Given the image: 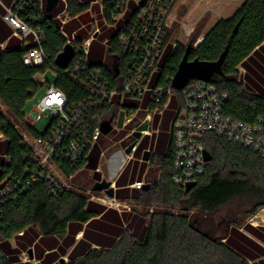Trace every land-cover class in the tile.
Masks as SVG:
<instances>
[{"label":"trees","instance_id":"16d2710c","mask_svg":"<svg viewBox=\"0 0 264 264\" xmlns=\"http://www.w3.org/2000/svg\"><path fill=\"white\" fill-rule=\"evenodd\" d=\"M32 3L37 4L36 1ZM103 6L104 19L113 23V10L107 0L103 1ZM90 9V3L68 0L67 8L62 6L61 10L52 14L46 13L43 8L42 20L36 25L30 23L32 27L40 28L45 37L42 48L48 60L42 66L27 67L23 64L22 57L31 45L24 47L16 38H10L5 51L0 50V101L6 107V113L0 111V191L8 181H12L14 187L17 180L23 184L27 182V170L33 166L32 155L16 130L14 121L21 123L32 136H39L26 123L24 112L26 105L43 86L36 77L44 75L55 65L56 57L67 45L63 30H71L72 22L83 18ZM40 10L30 5L21 16L27 20L28 16L36 15ZM64 10L73 18L65 24L58 18ZM120 27L119 23L117 34L108 40L107 52L115 62L112 70L90 62L96 55L95 41L84 62L91 68L101 69L111 81L116 80L117 73H123L125 69L123 49L118 42ZM11 34L12 31L0 19V44ZM170 35L158 64L159 71L154 76V85L170 87L185 57L188 62L219 64V70L207 81L229 94L226 115L246 123H253L264 115V0H245L230 18L219 20L198 45L174 48L169 43ZM77 39V44L83 41L79 37ZM78 47L75 48L78 50ZM82 58L79 51L69 69ZM239 68H243L245 74H241ZM56 72L55 87L65 93L69 106L87 97L81 85L62 71ZM179 95L176 92V96ZM165 101L161 105H165ZM112 112L115 113L116 109L113 108ZM125 135L126 131H123L121 137ZM101 142L104 139H101L99 146L87 152L83 163L74 169L66 164L68 175H74L76 180L77 174L88 165L97 170L102 154ZM205 142L212 159L206 165L205 175L189 193L171 183L174 150L164 161L152 159L153 163H161V178L149 191H142L141 198L147 207L165 208L166 211H154L150 220L144 214L145 218L142 219L132 213L120 216L117 211H106L105 207L90 201V197L78 189L61 190L57 196H53L52 187L46 182L34 184L23 193L17 192L16 198H3L0 201V264H24L20 260L22 251L34 244L36 259L40 264H58V260L75 245L76 237L81 232L82 239L69 255L72 264L91 262L97 258L108 259L112 264H248L228 236V228L239 227L240 222L215 225L210 217L238 197L240 183H243H218L217 173L222 168L233 170L237 167L249 177L251 195L245 200L253 207L251 215L264 208V160L252 150L213 135L206 136ZM180 207L182 213L172 212ZM193 211L195 213H189ZM123 223L127 229L123 226L112 227ZM13 239H16V247L12 245ZM93 245L98 248H92ZM46 247L51 248V252L45 255Z\"/></svg>","mask_w":264,"mask_h":264},{"label":"built area","instance_id":"2783aa9c","mask_svg":"<svg viewBox=\"0 0 264 264\" xmlns=\"http://www.w3.org/2000/svg\"><path fill=\"white\" fill-rule=\"evenodd\" d=\"M31 1H36L37 4H31ZM176 1L107 0L113 10V23L121 24L118 42L123 49L125 64L124 72L117 73L114 81L108 79L101 69L91 68L84 63L90 54L93 41L100 34L98 27L92 28L89 37L80 44H77V33L72 38L64 34L67 44L75 49V56L80 51L83 58L76 61L72 69H69L70 65L67 69H60L56 64L51 69L55 77L56 71L60 70L76 81L86 91L87 97L82 102L69 106L65 93L54 84L49 85L46 93L33 102L31 114L25 113L26 123L34 129L36 123L48 118L50 124L43 131H37L38 137L32 136L25 129L22 134L23 142L31 152L33 166L27 170L26 184L17 180L14 187L12 181L7 182L0 191V201L5 197L16 198L18 193L28 191L32 185L41 182L51 185L53 196H57L61 190L78 189L70 184L75 176L68 175L66 164L74 169L83 163L87 152L99 146L101 139H107L111 134L117 137L121 131H126L121 143L132 137L134 130L129 132L127 125L141 108V105L136 104L137 101L143 102L148 97L144 125L151 122L154 114L161 112L160 108H153L152 105H161L164 100L166 104L169 103L176 96V92L180 93V103L172 124L174 164L171 183L175 187L185 190L189 183L197 182L205 175V138L208 135L252 150L264 160V115L259 116L253 123L238 121L226 115L229 94L205 80H194L181 91H176L172 85L167 88L153 84L173 25L169 19ZM2 4L0 0V5ZM30 5L41 10L24 20L21 15ZM104 8L102 4L100 12L103 15ZM42 9V0H16L10 7H5V14L2 16L3 21L12 29L11 38L21 41L24 47L31 45L22 57V62L27 67H39L48 60L42 48L45 40L43 32L30 25H36L42 20ZM58 18L63 24L67 22L62 14ZM106 21L108 22L107 19ZM96 22L95 20L94 24ZM77 45L78 50L75 48ZM0 47L4 50L6 46ZM36 79L43 86L48 84L47 79L38 76ZM113 108L116 109L115 113H111ZM119 112L123 120L121 128L115 123L119 122ZM103 124L111 126L107 135L103 134ZM141 134L147 135L149 131H142ZM137 144L132 152L136 151ZM144 186L143 182L134 185L139 190ZM93 200L110 208L122 205L115 198L108 197L105 192L102 197ZM25 256H29V253H21L20 258L23 260Z\"/></svg>","mask_w":264,"mask_h":264},{"label":"rangeland","instance_id":"374dc122","mask_svg":"<svg viewBox=\"0 0 264 264\" xmlns=\"http://www.w3.org/2000/svg\"><path fill=\"white\" fill-rule=\"evenodd\" d=\"M242 1L245 0H177L173 7H172V13L171 17L169 19L170 22H173L171 31H170V40L169 43H172L173 47H177L179 45H182L184 48L187 46H190L191 44L197 45L204 39L205 35L208 33V31L221 19L228 18L230 15H233V10L241 4ZM101 4V1L100 3ZM62 3L56 8V10H61ZM100 9L98 7L93 8L91 7V10L88 11V14L86 13L83 18L76 19L74 22H72V29L71 30H63L64 33L69 37L72 38L75 33L78 34L79 39H87L89 37V31L92 30V28H102L103 26H106L108 28V40H110V37L113 36V31L110 30L114 25L111 23H107L106 20H104L103 14L99 12ZM62 18L65 21H70L73 18H71V15L68 13H65L62 15ZM97 21L94 24V21ZM105 24V25H104ZM102 38L96 39L94 43V50L96 54H102L104 56H107L106 49L104 50L105 46L102 47ZM101 46V47H100ZM94 52V53H95ZM241 74H245V70L243 68L238 69ZM38 78H44L48 80V84L45 86H42L39 90V92L36 94L35 98L26 105L24 112L26 114H31L32 112V104L35 100L41 98L47 90V87L49 85H54L56 83V77L54 71L49 68L48 71L45 72L44 75H38ZM264 79V77H263ZM252 91H254L252 88H250ZM251 93V92H250ZM254 93V92H252ZM180 100V96H178ZM0 111L3 113H6V107L4 104L0 101ZM137 115L133 117V120L130 124L127 125V128L130 131L134 130V133L137 132V128L139 125L143 124V121L145 120L147 116V112L144 110H137ZM117 120L119 122H115L119 128L122 127V117L121 112L117 115ZM50 124V119L43 118L42 121L38 122L34 126V130L36 131H43L45 128H47ZM14 125L16 130L22 135L25 132V128L21 125L19 122L14 121ZM149 126L146 125L143 128H148ZM116 134V132L114 131ZM118 133V132H117ZM133 133V135H134ZM112 134L107 138L104 139V142H101L100 148L102 149V153L106 155L104 159L102 157L100 158L101 161L99 162V168L102 165V161L104 164H106V159L111 156V153L115 150H123V145L120 142L122 131L119 133L117 137L112 136ZM120 139V140H119ZM112 162L116 163L113 167V177L117 176L119 173L118 165L121 162V158H116L113 155ZM210 163V162H208ZM104 165L103 168L101 167V171L94 170L90 166H86L85 169L80 171V173L77 174V179L73 180L71 185L77 187L78 190L80 187H83L86 191L83 192L85 195L90 197V200L92 201L93 198L98 199L102 197L103 193H93L92 187L96 182L102 181L103 174H104ZM217 181L218 183H238L243 182L241 184V190L237 194L238 197H235L233 201H231L228 205L221 207L215 215H212L210 219L214 222L215 225H217L220 222H223L224 225H226L227 222L232 223H238L240 222L241 225L252 223L255 226L264 227V208L260 209L255 215H251L250 212L252 211V208L248 202L245 200V198L249 197L251 195L250 188L252 187V184L249 179V177L245 174L244 171L240 170L239 168H234L233 170L227 169H221L217 173ZM101 180H98V179ZM107 179V178H104ZM213 179L208 181V185L212 182ZM80 191V190H79ZM81 192V191H80ZM95 201V200H93ZM128 204V205H127ZM127 204H122L121 206L116 207V209H119L120 211H129L130 209H137L139 212L143 213L144 215L148 216V219L150 220L151 217L154 214V211L162 210L166 211L165 208H157V207H147L145 203H133L128 202ZM128 207V208H126ZM169 211V210H168ZM171 211V210H170ZM175 214H180L183 212L180 208H175L172 210ZM190 214L195 213L189 212ZM196 215V214H195ZM259 215L261 216L259 218ZM258 216V218H256ZM209 219V218H208ZM13 247L17 246L16 239L12 240ZM29 257V258H28ZM64 263L63 264H72V262L69 260L68 257L63 258ZM22 263L26 264H38V262H34L30 259L29 256H25L22 260ZM60 264V263H58ZM78 264H112L109 262L108 259H92L91 262H80Z\"/></svg>","mask_w":264,"mask_h":264},{"label":"crops","instance_id":"0c3cea01","mask_svg":"<svg viewBox=\"0 0 264 264\" xmlns=\"http://www.w3.org/2000/svg\"><path fill=\"white\" fill-rule=\"evenodd\" d=\"M14 1L16 0H2L3 4L0 5V19L2 21H3L2 16L5 14V7H10ZM42 1H43V8L46 11V0H42ZM67 1L68 0H60L59 5L62 3V6L65 9L67 8ZM76 1H78L80 4L90 3V8L98 7V9H100L102 7L104 0H76ZM100 1L101 4H99ZM243 2L244 1H242L241 4L233 10L234 11L233 14L242 5ZM55 11L57 10L55 9L54 12ZM65 13L66 12L64 10V12H62V15H64ZM231 16L232 15H230L228 18H230ZM111 24H113L114 26L110 30H112L114 33L113 36L110 37V39L117 34V30L119 27L118 23L117 24L111 23ZM5 25L12 31V29L6 23ZM99 29H100V34H98L97 38L98 39L102 38L101 39L102 47L105 46L104 50L106 49L108 51L107 49L109 43L107 38L109 32L108 28L106 26H103L102 28ZM11 37H9L3 44H0V46L1 45L6 46ZM96 39L94 41H96ZM0 50L5 51V49L2 50L1 47ZM107 51H106L107 56H104L102 52L100 54L95 53L96 55L94 56V60L90 59V62L95 64L105 65L112 70L115 64L114 58L113 56L109 55ZM173 98H174V102L171 100L169 103L165 105H155V104L152 105L153 108L155 107L160 108L161 112L154 114L152 116V120L150 123L138 126L139 128L137 132L141 133L142 131H149V134L144 136L141 135V138L137 142L138 144L135 152H132L130 155L126 156L124 154L125 151L124 147L122 151L117 149L111 153V156H109L108 159H106V164H104V162L102 161V165L100 166V168L98 167L97 169L98 172L101 171V167L103 168L104 165L105 169L102 180H104V178H107L106 179L107 181L112 182L111 187H113L115 190L114 198L117 201H119L121 204H127L128 202H133V203L139 202L140 204L143 203V200L141 198V192L149 191L153 185L159 182L161 178V174H162L161 163L160 162L153 163L152 159L156 158V161H164L167 159L169 152L171 150L173 151L172 124L177 115L179 109V103H180L178 96H175ZM148 103H149L148 97H145L143 102H138V101L136 102L137 105H141L140 110H144V111H146L149 105ZM146 125H148L149 127L143 128ZM143 146L144 148L142 149V151H140V148ZM146 151L150 153L149 159L147 161L143 159V156ZM113 155L116 158V160L119 157L121 158V162L118 165L119 173L115 177H113V169H114L113 166L116 163L112 162ZM101 157L102 159H104L106 155L102 153ZM138 182H143L145 184L142 190H139L136 187H134V185ZM147 185L150 186L149 189H146ZM96 203L101 207H105L107 209L106 211H117L120 216L123 215V213H132L133 215L139 216V218L142 219L145 218L142 215L143 213L139 212L137 209H130L129 211L127 210L120 211L119 209L116 208L107 207L102 203H98V202ZM259 217L261 216L259 215ZM97 219H100V217H98ZM121 226H123L124 229L128 228L125 223L119 225L118 224L112 225L113 228L115 227L122 228ZM111 236L113 237V235H109V237ZM228 236H230L233 239L234 244L236 245L237 248L240 249L242 256L247 260L248 264H264V227L255 226L252 223L250 224L247 223L239 227L230 226L228 228ZM244 236L247 237V239L244 238ZM82 237H83V232L77 235L76 241L77 242L80 241ZM225 241L226 240H223V242ZM77 242L75 243V245L77 244ZM34 245L29 249H33V256H34L33 261L38 262V264H40V261L36 259V252ZM75 245L69 248L67 254L65 256H62L57 263H60V261L65 257L69 258V255L73 251ZM92 248H98V247L96 245H93ZM29 249L23 250L22 253L28 252ZM44 250H45L44 252L45 255L51 252L50 251L51 248L46 247L44 248Z\"/></svg>","mask_w":264,"mask_h":264},{"label":"water","instance_id":"95a60500","mask_svg":"<svg viewBox=\"0 0 264 264\" xmlns=\"http://www.w3.org/2000/svg\"><path fill=\"white\" fill-rule=\"evenodd\" d=\"M60 0H46V11L48 14H52L54 10L59 5ZM203 40V39H202ZM201 42V41H200ZM75 56V49L72 45L67 44L64 47V50L56 57L55 64L60 69H67ZM219 70V64L208 65L203 64L198 61L188 62L187 57L180 64L175 76L172 79V87L176 91H181L183 88L187 86L189 81L191 80H209V78ZM102 131L104 135H107L111 131V126L108 124H103ZM141 133L136 132L134 135L122 142L123 147L125 148L124 154L126 156L132 153L133 148L137 144V140L141 138ZM150 153L145 152L143 159L147 161L149 159ZM212 159L211 154L208 151H205V160L206 162H210ZM112 186L111 181H107L106 179L96 182L92 187L93 193H101L105 192V194L110 197H115V190ZM197 186V182L189 183L185 189L187 193L192 191ZM149 185L146 186V189H149ZM82 192H85V189H79ZM30 255V259L33 260V249H29L28 251ZM64 263V259L60 261V264Z\"/></svg>","mask_w":264,"mask_h":264},{"label":"bare ground","instance_id":"6f19581e","mask_svg":"<svg viewBox=\"0 0 264 264\" xmlns=\"http://www.w3.org/2000/svg\"><path fill=\"white\" fill-rule=\"evenodd\" d=\"M256 218H258V216H257ZM259 218H260V217H259Z\"/></svg>","mask_w":264,"mask_h":264}]
</instances>
